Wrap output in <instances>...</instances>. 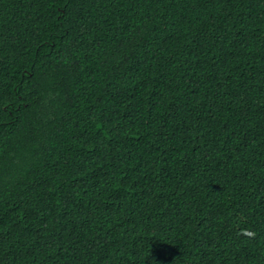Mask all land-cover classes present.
Instances as JSON below:
<instances>
[{"label": "trees", "instance_id": "obj_1", "mask_svg": "<svg viewBox=\"0 0 264 264\" xmlns=\"http://www.w3.org/2000/svg\"><path fill=\"white\" fill-rule=\"evenodd\" d=\"M0 264H264V0H0Z\"/></svg>", "mask_w": 264, "mask_h": 264}]
</instances>
